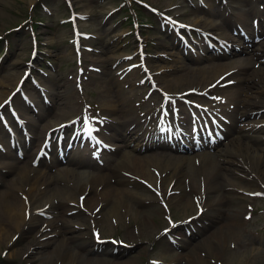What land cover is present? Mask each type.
Masks as SVG:
<instances>
[{
  "label": "rangeland",
  "instance_id": "374dc122",
  "mask_svg": "<svg viewBox=\"0 0 264 264\" xmlns=\"http://www.w3.org/2000/svg\"><path fill=\"white\" fill-rule=\"evenodd\" d=\"M77 1L71 0L74 8L79 12L88 14V19L81 23V28L84 31L91 32L96 36L95 38H89L87 41H85V44L87 45L92 44L96 48V50H100L99 52L93 53L87 57V58H91L94 63L99 64L101 66V67L98 66L99 68H101V73L93 74L95 76V81L89 82L87 86L88 89H91L93 87V90L99 88V92L102 93L101 97H99L98 95L94 96L95 101L99 99L100 103H104V104L109 103L104 101V98L107 96V94H113L115 92L116 84H114L111 81L112 73L111 72L108 73L107 70L110 71L113 61H115L124 52H128V51L131 52L133 50L132 44L135 45V43L132 42L133 38L131 36L127 37L126 40L125 37L122 36V33L124 31H127L126 29L129 28V20H127L128 17L126 15L129 13L133 14V12L129 9L130 7L134 9L135 14L137 13L139 15V17L142 19V22H147V27H144L142 31H143V35L147 37L148 40L147 46L150 53L152 54V57H150L148 61L153 71L161 70L159 68V65H162L165 68L175 69L177 65L182 63L184 64L185 61L186 63L191 65L192 69H197L199 67L210 64L225 65L226 61L225 59L221 60L222 58L221 56H215V60H211L210 57L213 56L212 53L202 57L201 58L202 61L199 63H194L182 59L181 49L178 48L175 43H173L171 38L165 37L164 33H162V30L160 29V26L157 25L155 16L142 7H140L139 11L137 12L139 6L136 4H132L131 6L127 4H123L120 6V3H122L125 0H77ZM146 1H148L149 3L158 7L161 10L169 8L171 6H175L177 4H181L178 8H175L173 10V13L178 14L180 18L184 21H189V18L198 17L199 19L212 21L219 24L222 20L221 15H224L229 20L231 19L235 20L236 16L245 13V7L242 5V3L244 4V2H241L240 9H236L232 11V10H223L221 8L222 6L219 4L220 0H214L212 3L213 4L212 8H210L211 11L209 10L208 7L207 8L197 7L200 10H197L195 12H190L191 9L193 8L182 5L183 0H146ZM36 2L37 0H0V14H1L0 36H2V39H0V51L1 50L6 51L5 57L2 59L0 63V90H4L8 92L9 89L14 87L15 80L9 82L8 80L9 75L15 74V77H17L21 74L22 70L25 67V62L28 59V55L30 51V38L28 35L29 33L28 25L31 23L30 16L36 17L34 13V10L36 8ZM42 4L43 5L47 4L49 6L52 15H47V13L44 12V10L41 8ZM66 4L68 3L63 0H42L40 3L39 15H43L46 17L44 21L47 24V27L46 28L44 27V23L43 25L38 24L37 27H35V32L37 33V37L40 36V42H41L40 51L38 52L37 57L33 60L34 64L36 65L35 72L38 74L37 68L40 63L43 64L45 70L49 75L47 77L43 76L41 77V79L43 80V84H45L50 90L51 101L52 98L54 101H56L55 97L57 96L56 93L58 91L61 93H67V95L68 94H72V95L74 94V96L76 95L75 90L71 85V81L69 79L71 76L70 74L71 71L75 68L74 57L72 55L70 45L67 41V39L70 37V33H69L70 27L68 24L62 25L58 23L61 17L67 15L68 9L66 7L67 6ZM34 5L35 7H33L32 9L31 7ZM115 7H120V8H118V10L115 13H113L110 17H105L106 13ZM253 8L255 7L253 6ZM40 19L42 21L41 17ZM250 19L251 16L249 17V20ZM17 25H22V26L18 30L11 31V29L16 27ZM115 37H117L116 40ZM105 50L106 52H104ZM157 54L160 55L165 54L169 58L168 59L158 58ZM107 55L110 57H108ZM239 55L242 54L239 53ZM106 58L108 59L106 60ZM45 60H49L54 67L52 68L50 65H47ZM16 63L18 64L17 67H12V64H16ZM256 63L258 66L259 63L258 62ZM255 70H258L260 73L262 72L260 75L264 77L263 75L264 69L261 70V66ZM161 71L166 73L164 79L165 78L169 79L173 77L174 74L176 75L181 73L180 71L177 70L174 72L170 71L169 73L166 70H161ZM246 75L247 74H240V77H245ZM164 79L158 80V83L161 84L160 82H162L163 85L164 83L166 84V81ZM256 79H258V77H256ZM28 81L29 79L27 78L24 87L30 86V88H32V84L29 85ZM121 83L122 82H119V87L122 89L121 91L122 96L124 95L123 108L127 110L129 116L132 118L133 112L135 114H137L138 112V110H135L136 108L133 104L136 100L132 99L126 101L125 99L126 94L123 88L121 87ZM100 84L105 85L106 88L110 89V91L106 93L105 89H102L100 87L101 86ZM191 85H194V83L192 84L191 82L184 81L181 82V84L178 86L179 88L177 87L176 88L173 87V88H175V90L176 89L182 90L187 87H190ZM257 85L258 87H262L264 86V82L259 83ZM64 86H66V88ZM244 87L245 85L243 84V82H241V84L235 83L229 87L228 91L230 90L231 92L239 91ZM34 91L36 92L37 95V91L36 90ZM250 91H253V88ZM37 97L39 103L43 106V108L41 109L39 107V103L36 104L38 112L43 114L46 119H49L52 116L53 112L57 110V108L55 107L56 104L51 107L50 110L51 112L46 113L45 109L48 106L44 105L41 102L38 95ZM263 98H264V92L261 96V99ZM14 100L18 104H21L18 97H14ZM230 101L232 102L235 101L238 105H243L242 102H238L237 100L230 99ZM141 105L150 107L151 100ZM141 111H143V108L139 110L138 114L136 115V122L133 123L131 126H135L136 123L141 121ZM73 114L74 113L70 114L69 116ZM28 117L32 120L37 119L34 115L30 113ZM121 127L122 125H120L118 130L123 129ZM136 128L139 129L137 133L141 134L140 126H136ZM111 134H114V137L118 136V133L116 134V132L113 130H111ZM117 138H119V136ZM113 141L118 146V151L111 156V159L116 158L120 153L127 150V147H124L121 141L116 139H114ZM28 147L29 145L27 146V148ZM221 148L222 147L220 146L213 151L214 155L212 156V158H215L217 154L220 153V152L218 153L215 152H217V150H220ZM130 149L133 148L130 147ZM158 152L166 153L171 157L188 156V154H183L185 156H174V155H179V152L173 149H167V148L164 149L161 147ZM143 153L144 151L138 152V154H143ZM14 158L13 157L0 158V163H7L13 161ZM30 158L31 157H29L28 155V157H26V160ZM17 160L18 163L16 162V165H22L21 160L19 159ZM65 168H68V170L72 169L69 166H66ZM147 168L149 170V167ZM40 169L41 170L45 169V167L41 164L39 166V170ZM105 169H107V165L105 166ZM4 170L5 169H2V171ZM129 171L132 172L131 170ZM137 174L141 175L140 173ZM200 178L198 177L197 179L196 182L197 186L200 185L202 186L204 184H209V183L211 184L210 186H213V191L209 193L208 202L212 201V199H214L213 197L216 195L219 197V192L220 193L222 192L216 191V188L214 187L215 186L217 187V185L214 186V180L217 179L218 182H222L223 181L222 177L219 176L212 180H207L205 178H202V176H200ZM1 182H2V178H1ZM184 182L186 183L185 188L187 187L192 188L190 177L187 176L184 179ZM2 188H3V183H1L0 185V189ZM256 188H260L259 185H256ZM241 189L242 188H240L239 186H234L233 189L232 187H227L226 190L229 191L228 194L232 193L233 199H229L225 193H222L224 199L221 200L218 205L213 204L211 207H209L210 204H208L207 205L208 208H205V216H203V218L199 222H197V225L199 227L201 226L203 227V224H206L209 221L207 215L209 214L211 216L213 215L211 224L204 227V229L201 231L203 232L205 230L207 233H208L207 231L208 229H212L214 227L223 225L227 221L231 222V224L233 223L231 230L229 231V233L226 234V238H224V240L216 236H214L213 239L212 238L208 239V241H211V243L212 242H214L215 244L218 243L216 244L215 247L211 246V249H209V245H205L201 248L200 246L198 248H194L197 257L208 262L209 264H224L225 256L227 258L225 259V262L227 261V264H264V199L250 198L248 195H245L243 193L244 191H239ZM135 190L142 194V202H141L142 204L140 203L136 204L133 202L132 199L128 200L127 204L130 206V209L124 214L122 218L116 219L115 217H113V220H115V222H113V220L111 221V223L107 221L106 224L98 226L101 236L103 237L117 236L123 239L131 246L135 247L133 250L130 251L129 255L126 256V259L128 258L134 259L132 264H150L148 262L150 258H155L160 260L162 262L161 264H198L197 259L187 260L185 258L186 250L182 249V247H178L177 245H172L171 243H169L166 237L162 239L157 238V236L161 234L162 229L166 227L169 228L171 227L170 217L166 218L164 216L165 211L163 210L161 205H159L158 199L153 192L149 191L148 189L143 190L142 188H136ZM150 194L152 195L154 200L151 199ZM221 204H223L224 206L222 207ZM70 207L73 206H69V208ZM251 207H252L253 216L250 219H246L245 215L247 212H250ZM235 209L237 210V212L236 213L232 212ZM119 210L124 212L125 208L120 207ZM138 210L141 212L139 213ZM170 211L173 219L175 221H178L179 225H182V227H180L177 231V233H179L185 226H187V223H184L185 217L190 216V213L194 210L188 209L183 212V210L178 209L176 206L175 207L170 206ZM105 212H107L106 209ZM55 214L57 213H54V215ZM52 216L53 215H51L50 218H52ZM145 218H149L153 220L149 223L156 228V230L152 234L142 231L143 230L142 226H144V224L146 223ZM70 219H73L78 223H80V221L83 222V224L75 223V227L73 228L74 231L72 232V234L74 235L75 238H78L79 242H81V246L82 247L84 246L83 248H85V244L92 239L88 222L84 223V221L86 220H84L82 214H76ZM60 223L61 221H58L57 225H60ZM188 223H189L188 228L190 227L192 230H194V227L191 226L190 222ZM52 230L54 231L55 228H53ZM11 233L13 235L18 234L19 236L18 232L11 231ZM170 233H175V232H170ZM207 233L202 236H196L192 241V245H196L198 241H200L207 235ZM48 234L52 235L53 233H48ZM180 234L177 236V238L180 237ZM34 236H36L34 230L29 233L22 234L20 236V240L15 241L12 244V246L9 243L8 244L2 243L3 240L1 239L0 264H40L39 257L41 253H38V251L34 250V249H38L35 248V246L33 252H31L28 249L27 252L23 253V251H25L27 246L25 239H30L31 237ZM54 239L55 238L53 237L51 241H53ZM221 244L226 246L225 249L223 247H221V249H218L220 248ZM117 249L119 250V248ZM5 250H7L6 254L4 256L1 255V252ZM78 250L79 247L75 246L73 252H78ZM218 250H221L222 256L217 255ZM112 253H113V246L110 243L104 244L102 252H98L94 250L93 255H95L94 256V259L96 260L95 264L113 263L114 258L110 257ZM117 255H121V253H118ZM52 259H53L52 261L55 260L54 264L63 263L62 258H60L59 260H57L56 258H52ZM108 259H111V261L107 262ZM74 264H78V263L75 262Z\"/></svg>",
  "mask_w": 264,
  "mask_h": 264
},
{
  "label": "bare ground",
  "instance_id": "6f19581e",
  "mask_svg": "<svg viewBox=\"0 0 264 264\" xmlns=\"http://www.w3.org/2000/svg\"><path fill=\"white\" fill-rule=\"evenodd\" d=\"M238 1L245 2L248 6V9L244 13V15L239 16L237 19L241 21V25L247 32L251 30L252 33L253 25L252 22H249L248 14L258 16V11L251 8L253 5L252 0H226L225 5L228 8H232L235 7ZM207 5L210 7L212 5V0H208ZM191 12L195 11L192 10ZM187 22L193 25V28L195 29H203L205 32H213L215 35L227 39L225 36H223V34L216 33L218 29L221 28L219 27V25H224L223 18L221 23L219 24L212 21L202 20L198 17L189 18V21ZM262 45L264 47V44ZM104 52H106V50ZM261 52L262 54L257 55L255 58H261V56L264 55V49H262ZM233 56H235V54H233ZM107 59L108 58H106V60ZM225 61V65L210 64L199 67L197 69H192L191 65L186 63L179 64L172 72L177 70L181 73L176 75L174 74V76L169 79H164L165 74L160 77V79H164L167 84L166 85L164 83L165 86L163 87V89L168 92H179L177 89L175 90V88H179L178 86L181 84V82L184 81H188L191 83L195 82V85L193 87L201 86V88H204L210 84L208 82L213 77H215L216 79L220 76V74H222L221 72L227 69H234L232 75L225 78L223 81L235 78L237 79V81H244L243 84L245 85V87L243 89H240L239 91L232 92L231 95L232 99H238L239 101L244 94L247 95L244 99L245 109L242 111V116H248L247 110L251 106L259 104L258 101H255V96L251 97L248 95L251 84H256L255 82L257 80L254 77L259 76L260 82H264V79L263 81H261L262 75L258 73V70L250 67V64L253 65L254 62L257 61V59L255 61H252V57L247 56L239 58L232 57L230 59L225 58ZM259 65H261V70L264 69V61H261ZM12 67H17V63L12 64ZM159 67H162V65H159ZM107 72L110 73L109 70H107ZM240 74L247 75L245 77H236L238 75L240 76ZM18 79L19 77H15V74H11L8 77L9 82L15 80V84ZM111 81H115V78H112ZM205 82L208 84L202 86ZM114 84H116L115 92L113 94H109L106 102H109L110 104H106L108 105V107H113V109L110 110L111 114L109 115L113 117H115V115H118L119 117L118 123L116 124L115 128L118 132H120V134L118 135L119 138L116 140L121 141L125 147L133 142L134 149H136L137 147L141 149L142 146H144L145 149L153 147L156 144L152 141H148V137L146 134L144 135V133H142L140 135L137 133L135 127L131 128L130 124L135 120L131 118L127 110L123 108L124 95L122 96L121 94L122 90L119 87V84L117 82H114ZM100 85L102 87H106L105 85ZM64 87L66 88V86ZM226 89H229V87H227ZM256 89L262 91V89L259 87H256ZM6 93L7 91L0 90V100ZM56 94L57 96L55 98L58 102L57 110L53 112L52 116L49 119H46L44 115L39 114L37 115L39 121H27V123L30 124V128L32 130V138L30 139V141L31 145L34 147L28 152H25V158L28 157V155L29 157H32L34 153V151L32 150L39 146L46 129H49L53 126L58 125L62 121H65L61 119L76 110L75 101L73 99L71 100L72 94L67 95V93H61L59 91ZM260 100L264 104V99ZM22 107L24 110L29 111V108L24 104L22 105ZM23 116L27 118V116ZM250 121V127H247L246 129L243 128L244 131L249 129L251 132L258 133L264 130V128L255 127V124L258 121H254L252 119ZM120 125H122L121 128L123 129L118 130ZM237 133V138L233 142L225 144L224 148L221 149L219 155L216 156L217 158H212L211 154L201 153L197 154L199 155L197 156L199 162H195V160L192 161V158L188 156L175 158L158 153L139 156L138 154H133L132 152H130L131 149H129L120 153L117 158H114L112 160V163L107 165L108 171L103 172H99L101 170V167L97 166L96 163L90 158V156H88V154L84 151H80L75 154L70 153L68 162L72 166H74L73 170L57 168V170L52 174L45 171H39L36 168L32 167L30 164L17 166L15 163L13 165L7 163L0 167V170L2 168H6V172L4 173L6 190L0 189V243L1 239L3 240V243H8V241L11 240V237L13 235L11 233L12 229H14L15 231H21L22 229L28 228V230L23 232V234H25L33 231L32 228H34L36 225H40L41 227H43L45 223L46 226L43 228H50L53 226L56 229L57 227H59L56 222L58 220H62V224H60L61 227H59L53 235V237L55 238L53 241H51V238L42 242L38 241L39 238H36V240L34 238L25 239L27 246L23 253L28 251L30 247H33L34 249V246L38 245L40 246L39 250H34L38 251V253H41L39 257L40 264H54L55 260L52 261V258L56 257H61L63 259L62 264H71L73 260H78V264H95V255H93L94 253L91 246L83 248L84 246H81V242H79L78 238H75L74 235L71 234L73 232V228L71 227V219H65L62 217V215L64 216V214H67L66 212H64V208L68 201H71L72 198H75V190H82L83 192H87L84 200V206L88 210H90L89 207L91 204H94L95 206H101V210L103 209L104 205L109 203L107 205L109 206V209L106 212V217L103 218L104 222L107 221L110 215L111 217L116 216V218H122L123 213L119 209L120 207H124L125 212L128 211L130 209V206L126 203L128 200L132 199L136 204H141L142 202V194L135 190V186H138V183L136 182V180L127 178L129 170H134V172L140 173L141 175H135H138L140 178H144L155 184L157 183L156 174L153 172H149L147 167L151 166L155 169H158L161 174L160 187L162 194L164 195L167 192L168 186L171 182L174 183L172 189L175 191L179 190L177 191V193L175 192L168 197L167 202L169 206L174 205V207L176 206L178 209L183 210V212L188 209L194 210L190 214H192L193 212L194 214L196 213V209L193 206L195 205V203L192 202L189 195L183 191V189L186 187L185 182L182 179L183 176L190 177L192 181V190L195 195L201 194L208 199L209 193L210 191H212L213 186H210L211 184L208 182V186H204L203 191L199 190V188L197 190L196 181L197 177L199 176H203L202 178H205L207 180H212L219 176L222 177V182H218L217 179L214 180V186L217 185L218 187L217 188L215 186L214 188H216V191L225 193L228 198L232 195V193L228 194L229 191L226 190L227 187L230 186H239L240 188H243L247 191H256L254 190L256 182L259 181L260 183H264V146H262L261 141L255 136V134L248 138H245L244 140L242 138L244 137L245 133H243L241 130H237ZM111 144H113L114 146L116 145L113 140L111 141ZM106 155L107 154L103 156L105 162H107L108 160V157ZM0 157L3 156L0 155ZM43 162H45V160H41V164ZM80 167H89V173L77 171V169ZM240 172H243L246 175L255 172L256 177L251 180H247L239 176ZM110 177L114 178V183L111 182ZM69 183H71V185ZM127 183H131L132 187L124 186ZM190 188L191 187H188V189ZM222 193L219 192V197L216 195L213 197L214 199H212V201L207 203L218 205L219 202L224 199ZM207 203L204 205V207L207 205ZM47 204L49 205V208L44 209L43 211L48 214H53L56 209L60 207L61 214H59L54 220L39 219V209L43 208ZM221 206L223 207L224 205L221 204ZM100 210L94 217V221L96 222H99V219L101 218V216H98ZM25 211L29 213L28 218H26L25 216ZM138 212L140 213L141 211L138 210ZM232 212L236 213L237 210L235 209ZM85 214H87L88 217L83 215L84 220L90 221L89 219L91 218V216H89L88 213ZM202 215L203 213L201 214V216ZM209 219L212 220L213 215L210 216ZM151 221L153 220L145 218L146 223L144 224V226L141 225L143 229L142 231L152 234L156 230L155 227L149 224ZM194 221H199V218L191 221V223H193ZM232 226L233 223L231 224V222L227 221L223 225L208 229V233L205 230L201 232V228L200 230L195 229L194 232L192 229H190L191 231L190 235L188 234V237H186V229L183 228L179 233L185 234H182L181 238L177 239V244H180V246H182L184 250H186L185 258L187 260L197 259L198 264H209L208 262L197 257L194 248H198L199 246L201 248L205 245H209V249H211V246L215 247L218 243H211V241H208V239H213V237L216 236L224 240V238H226V234L229 233ZM180 227H182V225H178L176 228H173L171 232L177 233ZM37 231L39 232V230L36 229L35 233H37ZM40 232L42 233L40 236L45 235L43 234V230H41ZM206 233L207 235L203 239L198 241L196 245H192V241L196 236H202ZM164 237L165 235L159 236L160 239ZM75 246L79 247V250L76 253H74L72 250V248H74ZM221 247L225 249L226 246L221 244L220 248L218 249H221ZM82 251L86 253L85 256L82 255ZM217 255L222 256L221 250H218ZM117 258L118 257L115 258V260H117L115 264H132L133 262V258ZM225 259H227L226 256L224 258V264H227V261L225 262ZM69 261H71V263H69Z\"/></svg>",
  "mask_w": 264,
  "mask_h": 264
},
{
  "label": "snow or ice",
  "instance_id": "6c2138e0",
  "mask_svg": "<svg viewBox=\"0 0 264 264\" xmlns=\"http://www.w3.org/2000/svg\"><path fill=\"white\" fill-rule=\"evenodd\" d=\"M85 123H87V118L85 119Z\"/></svg>",
  "mask_w": 264,
  "mask_h": 264
}]
</instances>
